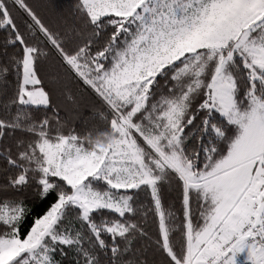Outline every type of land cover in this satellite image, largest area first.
<instances>
[{"label":"snow or ice","instance_id":"obj_1","mask_svg":"<svg viewBox=\"0 0 264 264\" xmlns=\"http://www.w3.org/2000/svg\"><path fill=\"white\" fill-rule=\"evenodd\" d=\"M0 264H264V0H0Z\"/></svg>","mask_w":264,"mask_h":264}]
</instances>
